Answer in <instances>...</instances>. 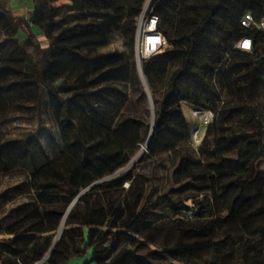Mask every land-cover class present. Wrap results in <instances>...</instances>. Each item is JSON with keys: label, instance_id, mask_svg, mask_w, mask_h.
Here are the masks:
<instances>
[{"label": "trees", "instance_id": "1", "mask_svg": "<svg viewBox=\"0 0 264 264\" xmlns=\"http://www.w3.org/2000/svg\"><path fill=\"white\" fill-rule=\"evenodd\" d=\"M32 1L29 21L0 0V122L48 111L61 138L51 155L40 129L15 137L0 131V175L21 173L11 188L19 189L14 197H25L0 218V264H68L73 257L85 264H176L184 243L145 252L132 245L136 234L163 229L170 220L187 239L219 231L210 242L209 264H264V205L255 207L264 198V101L251 103L264 85V31L241 23L247 12L260 18L264 0L152 1L148 10L159 17L158 30L169 44L143 63L159 103L155 131L180 106L183 91L193 110L215 113L201 142L193 144L201 157L171 147L172 156H180L178 181L152 202L137 185V166L104 179L132 155L113 127L126 97L115 113L110 104L111 96L123 93L118 85L134 83L135 61L119 56L99 63L92 55L116 33L134 46L145 0ZM30 22L41 29L47 48L32 30L23 44L15 38ZM244 37L253 41L251 52L236 48ZM247 111L257 121L252 133L226 125L234 112ZM184 140L192 142L191 136ZM159 204L155 220L150 212ZM255 211L258 221L250 215ZM66 214L58 247L44 260Z\"/></svg>", "mask_w": 264, "mask_h": 264}, {"label": "rangeland", "instance_id": "2", "mask_svg": "<svg viewBox=\"0 0 264 264\" xmlns=\"http://www.w3.org/2000/svg\"><path fill=\"white\" fill-rule=\"evenodd\" d=\"M62 1L66 2L67 0ZM152 1L153 0H145L143 5V10L145 9V11H142L137 17L135 44L133 47L130 45V41L127 37L120 33H116L107 46L92 52V55L99 63L109 61L119 56L135 61V65L133 66L134 83L118 85L123 93H120L119 98L111 96L113 104H110V107L114 113L121 105V100L126 97L119 113L115 115L116 119L113 127L127 148L132 151L128 163L117 169L116 172L120 171L128 164L132 165L133 159L141 152L143 147L146 146V143L141 140V137L144 135L149 125L155 124L157 115L156 108L159 107V103H155L153 98L149 97L142 82V80L144 82L146 80L150 95L152 96L151 88L143 69L145 60L140 54L137 46L139 28L145 24L149 17L150 12L148 9ZM182 93L184 100L181 101L180 106L174 108L173 112L163 119V128L155 131L153 125L151 139L144 153L141 155L140 159L130 166V168L137 166V174H139L138 177H140L137 181V185H141L143 188L142 191L146 196H151L150 202L154 201L159 191L164 192L167 187L172 186L174 181H178V176H175L174 172L180 162V156L179 154H174L172 156L170 153L172 150L171 147L183 146V149H187L191 156L196 158L201 157L198 146L196 145L194 147V145L197 144L195 143V138H199L200 143L208 128H204L202 125L201 115L194 114V110L191 108L193 99L186 92L183 91ZM121 97L122 99H120ZM262 101H264L263 84L252 94L251 103L256 105L260 104ZM225 122L230 128H237L244 133H252L257 127V121L250 116L248 111L247 113L234 112ZM42 123H44L43 127L45 128L40 127ZM218 125L220 124L218 123L210 130L209 139H213ZM39 129L48 147V151L53 155L60 145L59 139L61 137L60 134L57 133V128H54L53 119L48 111L42 112L39 116H32L29 111H26L25 113H21V116H16L9 121L0 122V131L4 132L9 137L19 136L27 131H39ZM153 136L157 138V142L154 140L152 141ZM190 136L192 142L184 140L187 138L189 139ZM259 166L264 168V160L259 162ZM19 174L21 175V173ZM19 174L0 175V218L7 214L10 209L15 206L16 202L18 203V201L25 199V197H14V194L17 193L19 189L16 190L11 188L19 182ZM110 176L113 177L109 175L104 179H109L107 177ZM99 182L100 181H96L92 186ZM124 187H130V182L125 183ZM187 203L192 204V200L188 199ZM262 205H264V198L260 199V204L257 202L255 207H260ZM162 207L163 204H159L156 209L150 212V217L153 219L159 217L158 211H160ZM250 208H254V206L252 205ZM250 215L252 219L256 218L257 221L260 220V213L258 211H255L254 214L250 213ZM3 227L6 228L5 222ZM59 230L55 234L54 241L59 234ZM218 234L219 231L213 233L211 236L187 239L183 237L181 232L176 228L174 221L170 220L163 229L154 227L145 229L141 233L136 234L135 241L132 245L136 250L145 252L150 250H162L167 246L184 243L187 249L183 256L180 257V260H176V264H191L193 261H198L200 264H209L213 256L210 242L212 239L216 238ZM0 235L3 237L5 236L4 234ZM57 247L58 243L53 251Z\"/></svg>", "mask_w": 264, "mask_h": 264}, {"label": "built area", "instance_id": "3", "mask_svg": "<svg viewBox=\"0 0 264 264\" xmlns=\"http://www.w3.org/2000/svg\"><path fill=\"white\" fill-rule=\"evenodd\" d=\"M158 21L159 17L151 12L145 24L139 28L137 46L144 60L163 52L169 46L166 37L158 30ZM241 23L244 27L264 31V12L260 18H256L253 14L247 12L242 17ZM236 48L241 51L251 52L253 50V41L250 37H244L238 42ZM194 114L201 115L204 128L210 127L215 119V113L211 110L199 111L195 109ZM195 142L199 143V138H195ZM36 264H43V261Z\"/></svg>", "mask_w": 264, "mask_h": 264}, {"label": "crops", "instance_id": "4", "mask_svg": "<svg viewBox=\"0 0 264 264\" xmlns=\"http://www.w3.org/2000/svg\"><path fill=\"white\" fill-rule=\"evenodd\" d=\"M32 8H33V1L32 0H9V5L7 6V9L10 11L11 14H13L15 17H23L26 20L30 21L31 14H32ZM30 26H25L24 28H20L18 33L15 35V38L19 39L22 44L28 37V31L32 30L33 33H35L40 40V45L42 48H47L49 46V43L47 42L45 36L42 34L41 29L35 25L34 23L30 22ZM29 51H33L32 48H29ZM92 186V185H91ZM90 186V187H91ZM89 187V188H90ZM88 188L84 189L78 197L87 190ZM78 197L76 199H78ZM0 237H3L0 235ZM86 260L79 257H73L70 259L68 264H85ZM63 263V262H62ZM64 264V263H63Z\"/></svg>", "mask_w": 264, "mask_h": 264}, {"label": "water", "instance_id": "5", "mask_svg": "<svg viewBox=\"0 0 264 264\" xmlns=\"http://www.w3.org/2000/svg\"><path fill=\"white\" fill-rule=\"evenodd\" d=\"M143 11H145V9L143 10ZM142 71V70H141ZM142 79V78H141ZM142 82H143V84H144V86H145V88H146V90H147V92H148V95H149V97L151 98L152 96L150 95V92H149V88H148V85H147V82H146V80H145V82L142 80ZM153 125H154V123L151 125V129H150V133H149V136H148V138H147V140H146V146L148 145V143H149V141H150V139H151V134H152V131H153ZM144 153V152H143ZM136 162V161H135ZM134 162V163H135ZM133 163V164H134ZM132 164V165H133ZM132 165H127V166H125L123 169H121L120 171H117L116 173H114L112 176H115V175H118V174H120V173H122V172H124V171H126L127 169H129L130 168V166H132ZM111 177V176H110ZM110 177H107V178H110ZM72 206V205H71ZM66 216H67V214H66ZM66 216L64 217V219H63V221H62V223H61V225H60V230H59V234H58V236H59V239L55 242L54 241V243H53V245H52V247L50 248V250L48 251V253L46 254V256H45V258H44V260L53 252V249L55 248V246H56V244L59 242V240H60V238H61V234H62V230H63V228H64V226H65V223H66Z\"/></svg>", "mask_w": 264, "mask_h": 264}, {"label": "bare ground", "instance_id": "6", "mask_svg": "<svg viewBox=\"0 0 264 264\" xmlns=\"http://www.w3.org/2000/svg\"><path fill=\"white\" fill-rule=\"evenodd\" d=\"M142 149V148H141ZM146 146L143 147V149L141 150V152L133 159L132 164L137 161L138 159H140L141 155L143 154V152L145 151ZM59 239V236H57L55 242Z\"/></svg>", "mask_w": 264, "mask_h": 264}]
</instances>
